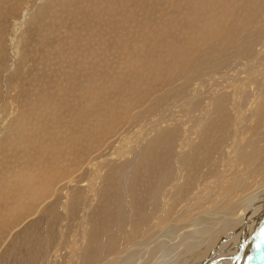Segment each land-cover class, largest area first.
Masks as SVG:
<instances>
[{"label":"rangeland","instance_id":"1","mask_svg":"<svg viewBox=\"0 0 264 264\" xmlns=\"http://www.w3.org/2000/svg\"><path fill=\"white\" fill-rule=\"evenodd\" d=\"M259 1L260 0H246V1L245 0H217V1L216 0H155V1L154 0H147V1L146 0L144 1L143 0H118V1L117 0H0V142L5 140L6 143L8 142L9 144V145L8 144L6 145L5 142L0 143V252H1L0 253V264H66V263L67 264H95V263L100 264L99 259H98L99 250H96L97 247L95 248V246L100 247L102 243L101 242L99 243L96 240V238H94L96 237L95 234L98 232V230H93L92 227L87 225L88 223H86L85 220L81 217L85 211L88 213L92 211L91 212L92 214L91 213L89 214L93 215L95 213L94 216L97 217L95 219L96 220L98 219L99 222H97L98 220L97 221L94 220V222L92 220L91 225L95 224L96 226H93V227H99L100 225H97V224L98 223L102 224V221H101L102 217L103 218L107 217L108 216L107 214H109L110 212L112 213L115 212V215L117 214V212L121 208V205H120L121 203L119 199L121 198L120 200H122V196L118 195V193L121 192L120 190L123 187L122 184L120 185V183L118 182L122 180L125 171L126 173L129 174V180L132 177L134 178V179L133 178L131 179L133 183H136L134 185L137 186L139 183V187L138 186L136 187L137 190L143 187L142 184L144 183L145 178L148 179V180H145V182L146 181L154 182L156 180H159L158 182L163 183L164 181L163 177H165V174H166L165 178H166L167 183L164 181L163 184L166 183L164 187L166 185L167 186L165 189L163 188V186H161V190H160V191L164 190L163 191L164 193L159 191L160 192L159 194L158 192V194L161 196V199L159 195H156V198H155L154 197L155 194H152L151 197L152 199L154 197L156 202L154 199H153L154 201L152 199L151 201L149 198H147V196L149 195H146V193H144L145 192L144 188L139 190L142 192V193L140 192L141 194L137 191L138 194L135 192L136 194H133L132 198L137 196L135 198L138 201V196H139V199L141 200H139L138 202L139 203L141 202V204L146 208H151L152 205L154 204H155V207L158 204V206L161 208L164 202L167 201L169 205L171 204L172 206H175L177 210L181 208V206L186 204V201L189 200L188 198H190L188 196H191L190 193L192 191L195 192V188L196 189L200 188L199 190H203V191L205 190V192L207 193V196L211 194L210 191L211 192L213 191L212 189L214 188V186L216 185L214 189H217L218 187V184L216 182V177L217 176L221 177L222 171L224 169L226 170L228 167L231 166L230 167L231 169L229 168H228L229 170L227 169L228 172L230 171L229 172L230 182L228 179L226 180L225 183H223V185L224 184L225 185L221 193L222 196L225 197V191L227 190L233 191L235 188H239V186L242 187L239 184L243 183L242 185H244L245 188L242 189V191L238 193H241V194L243 193L244 196H246L245 194L248 193L250 196L253 197V198L251 197L252 200H250L249 198L250 196L248 195H247L248 197L246 196L247 199L249 198L248 200H250V202L254 203L253 205L252 204L251 205L252 207H255V210L253 208H251V210L254 212L256 211L259 212L261 209L260 206L264 207V204H263L264 203V186H263L264 185L263 184L264 183L263 182L264 173L262 174V172H264V169H263L264 168V165H263L264 164V154H263L264 137L262 138V136H264V133L263 134L261 133L264 131L263 129L264 128V125H263L264 124V67L254 77L255 79H258V80H255L254 78L250 77V75H248V74H252L254 71V68L252 67L253 65L251 64H253L252 61H254L256 57L261 58L262 60L261 63L259 64H264V59H263L264 58V19H263L264 11H262V9H264V2L263 3L261 2L264 0H261L260 2ZM199 2L203 4H200ZM196 3H199V4H196ZM55 4L56 6H54ZM199 6H204L205 8L204 7L200 8ZM239 7L241 8L239 9ZM111 8L112 10H110ZM257 9L258 10L261 9L260 10L261 12L258 11ZM143 10H145L146 12ZM78 11L79 13H76ZM118 11H120V13ZM142 12H145V13L142 14ZM40 13L41 14L44 13L42 14L44 17L43 19ZM88 14H90V17L88 16ZM230 14H233V15H231L230 17ZM224 17L226 19H224ZM58 18L60 20H58ZM137 18H139L140 20L139 19L137 20ZM41 19L42 21H40ZM90 19H93L94 22L93 20L91 22ZM119 19L121 20L118 21ZM231 19L233 21L234 19L236 20L232 22ZM260 19L262 20V22ZM110 20H112V22ZM213 22H215V24ZM82 23L84 24V26ZM223 24L225 25V27ZM42 25L43 27H40ZM229 25H231L234 31L231 29ZM219 28H222V29L219 30ZM113 29L115 33L113 32ZM216 30L218 31V33H216L217 32ZM103 32L105 33L107 32V33L104 34ZM200 33L202 37L200 36ZM65 36L67 37V39L64 38ZM109 37H110L111 43L110 42L108 43L109 40H107V38L109 39ZM258 37L260 38V40ZM227 38H230V39H227ZM255 38L257 39L256 42L254 41L256 40ZM124 39L126 40L125 42H124ZM205 39L206 41H204ZM72 41L74 42V44ZM112 41L114 42L112 43ZM122 41L123 43H121ZM80 42H81V45H80ZM102 42L106 43V45L108 46H106ZM216 42L219 44H217ZM68 43H69V46H68ZM129 43L131 45H129ZM256 43L258 46L256 45ZM230 44H232V47ZM11 46H13V49ZM113 46L116 48H114ZM69 47L70 48L73 47V48L69 49ZM200 47H202V49ZM220 47L221 48L224 47V49H221ZM65 48H68V49H65ZM85 48L86 50L84 51ZM101 48H103L104 50L106 48L105 52L103 49L102 51ZM194 48H197V49L194 50ZM94 50H97V51H94ZM87 51L89 52L88 54H87ZM186 51H190V52H186ZM95 52H97L98 54H100L101 52L100 54L101 57L98 56L97 53ZM112 52L113 54L110 55ZM215 52L216 53L218 52L217 56ZM81 54H83L82 55L83 57L81 56ZM90 54L91 55L93 54V55L91 56ZM65 55H67V57ZM102 57L104 59H102ZM121 57H122V60H121ZM217 57L220 59L218 60ZM50 58L51 60L48 61V59ZM111 58L113 62H111ZM195 58L197 62L195 61ZM77 59L79 60V62H77L78 61ZM117 59L119 61H117ZM198 61L200 64L198 63ZM239 61L241 63L243 62L242 63L244 64L243 67ZM122 62L124 64H122ZM209 62L213 63L214 67L218 66V68L217 67L214 68ZM249 64L253 68V70L252 68L248 69L247 66H249ZM104 65H106V67ZM74 66L77 68H75ZM239 66L241 67V69H239L240 68ZM260 66L261 65H259V67ZM39 71L41 73H39ZM234 71H236V73ZM100 72H102L103 75ZM181 72L183 73V75ZM233 72L235 76L233 75ZM189 74H191L193 77ZM199 76H201L202 78ZM32 77H35V78L32 79ZM194 77L197 79H195ZM248 77H250L249 80L247 79ZM39 78L42 80H40ZM200 78L202 79V81L203 80L204 81L202 82ZM204 78H207V79L209 78L210 81ZM218 78H220V83H218L219 82ZM85 79L87 80V82ZM184 80L186 81V84L183 83L185 82ZM189 82H190L191 87H189L188 85ZM196 83L198 84V86ZM233 83H235V85ZM183 84L185 86H183ZM221 84H223V86ZM214 85L215 86L217 85V87H215ZM225 85H227V88H225L226 87ZM213 86H214V89H213ZM57 87L59 88V90ZM64 87L66 89L63 90ZM196 87L201 89V91L203 90L200 93L201 97L200 96L197 97V102H199L198 106L200 105L202 108L199 106L201 108L200 110V108L197 107L196 105L194 107L195 109L194 108L191 109L192 111L191 113L184 114L183 109L180 108V104L184 99H190V98L192 99L195 96L193 93V90ZM244 88L246 90H244ZM38 89H41L40 90L41 93ZM178 89H179V92H178ZM216 91L217 93H215ZM228 92H230V94H228ZM188 93H190V96ZM217 94L220 99L216 97ZM43 95H45V97ZM182 95L184 99L181 98ZM209 95H211L210 97L212 99L208 97ZM64 96L66 98H64ZM176 98H178V100H176ZM223 98L225 99V101ZM156 99L159 101H157ZM166 99L168 102L166 101ZM222 99L226 105H223L224 102L222 101ZM172 100H174L175 103ZM201 100L204 102L200 103ZM155 101L159 102V104L155 103ZM220 102L222 103V105ZM36 104L38 105L36 106ZM165 104H168V106ZM32 105H35V106H32ZM169 105H173V108H171L172 106H169ZM174 105L178 107L180 110L178 111L176 107H174ZM220 105L222 107L224 106L223 108H225L226 110L223 109ZM218 106H220L221 108ZM197 108H199L200 111H198ZM181 110L183 111L182 113H181ZM251 110L253 111V113H251L252 112ZM171 111H174V112H171ZM198 112L199 113L202 112V114L200 113L201 116ZM172 114L173 115L176 114L175 115L176 117L174 118L173 116L171 117ZM177 114L180 116L182 115L183 119L180 118V116L177 117ZM183 114L185 115V117L183 116ZM223 114L225 117L223 116ZM250 115L253 116V117L251 116L253 120L250 118ZM226 116H227V119H226ZM219 117L221 120L219 119ZM215 118H217L218 120L216 119L215 121H211L212 119L214 120ZM229 118H231V120H229ZM236 118L237 119L240 118V121L237 122ZM168 119L170 121H168ZM13 120L15 123L12 122ZM226 120L230 122L226 123ZM173 121H177V122L173 123ZM181 121H182V124H181ZM224 121L225 123H223ZM179 122L181 125L179 124ZM214 122H216L215 124H217V126L214 124ZM147 123H150L151 125ZM167 123H169V125ZM240 123H242V125ZM209 124L211 125L213 124L212 125L213 127L212 126L210 127ZM224 124L228 128H226ZM243 124L246 127H244ZM143 125L147 126L146 129L150 130L151 128V130L150 131L146 130ZM152 125L153 126L155 125L154 126V128H156L155 130H153L154 128H152L153 127ZM214 125L216 126L215 129H219L220 127L221 128L225 127V128L215 130L216 132L218 131L216 134L215 131L212 130L215 127ZM14 126H17V127H14ZM163 126L166 128L169 127L168 130H170V133L173 132L171 136L175 137L176 140L174 138L172 139V137L170 136H167L166 138V135H169V133H167V129H165ZM170 127H172V129ZM204 127L205 129H207V133L206 131L204 132V130L202 131ZM143 128L144 130H142ZM159 128L161 129L162 132L160 131ZM236 128H238L239 130ZM211 130L213 131L212 133L210 132ZM223 130L224 132H222ZM67 131H69V133ZM143 131L145 133L144 136L142 135L143 133H140ZM146 131L149 133L146 134ZM228 131H229V134H228ZM13 132H15L14 133L15 136L13 135ZM165 132L167 134H165ZM238 132L240 133V135ZM237 133L239 135L238 137H237ZM4 134L6 137L5 139L3 136ZM162 134L165 135V140L162 139L164 138ZM174 134H176L177 136ZM205 134L206 135L210 134L211 136H214V135L215 136L211 137L210 135L206 136ZM221 134H222V137H221ZM232 134L234 138L231 136ZM140 135L143 141L141 142L140 146L141 147L143 146V151L146 149V151H144L145 153L142 152V154L144 155L147 152V155L150 156L149 160H147L148 157L140 156L141 159L146 158L144 162H142V160L140 159L139 162H142V165L141 163L138 162V160H136V156L134 155V151L136 153L139 151L136 149V147H134V145L141 139L139 137ZM9 136H12L13 138ZM125 136L128 138H126ZM225 136H228V138H226ZM69 137H70V140H68ZM143 137H145L146 139H144ZM169 137L171 140L168 139ZM235 137L237 140L235 139ZM125 138H126V141L124 140ZM216 138L220 139V142H218L219 140L217 141ZM149 139L150 141L153 140V142L149 143ZM167 139L169 140V142ZM245 139L250 143H248ZM11 140H15V141L11 142ZM72 140L74 144L71 143ZM159 141L161 143H159ZM238 141L240 142V145ZM167 142L169 143V145L167 144ZM205 142L206 144H204ZM146 143H147V147H150V146L152 147L145 148ZM233 143L234 144L236 143L235 146ZM148 144L150 146H148ZM172 144L174 148L172 147ZM212 144L214 145L215 149ZM247 144H248V147H246ZM5 145L7 146V149ZM38 145L39 146L41 145V146L39 147ZM197 145L201 146V147L199 146L200 150L197 147H195ZM211 145L213 148L211 147ZM168 146L172 147V149H170V147ZM216 146H219V147H216ZM164 147L166 149L169 148V151L167 150V152L171 156L168 153H166L165 151L166 149ZM176 147H177V150L175 149ZM178 147L180 149H178ZM249 147H251L252 149ZM253 147H256V148L253 149ZM193 148H197L198 150L197 149L193 150ZM12 150L14 151L12 152ZM170 150L172 153L170 152ZM211 150L212 152L213 151L214 152L212 153ZM64 151L66 154L67 152H70V153L65 155ZM152 151L156 152L155 154L157 157L155 156V154H153L154 152ZM158 151L159 153L161 152V155L158 153ZM196 151L200 152L201 154H199L198 152L196 153ZM245 151H248V152H245ZM148 152L150 153L152 152V153L148 154ZM189 152H192V153H189ZM46 153L49 154L48 157ZM51 153H53L52 156H51ZM182 153L185 156L189 153L187 155L188 157L187 158L183 157L181 155ZM19 154H20V157H19ZM190 154L191 156L196 155L195 157L197 158V160L195 159L194 161L195 157L191 158V156H189ZM14 155L16 159H14L15 158ZM165 155H168V156H165ZM203 155L206 158H204ZM153 156L155 159L153 158ZM61 157H63L64 160L63 158L60 159ZM151 157L153 159H151ZM252 157H253V161H252ZM254 157L256 158L255 160H254ZM46 158L48 160L50 158L49 162L48 160H46ZM182 158H184V160L186 161L182 162L183 161ZM167 160L169 163L167 162ZM234 160L236 162H234ZM227 161H229L228 164H227ZM243 161L245 164L248 163V165H250L251 168H247L244 165H242L243 167L242 166L238 167V165L240 163L242 164ZM16 162H18L19 164ZM23 162L24 163L26 162V163L24 164ZM150 162H151V166H150L151 168H149ZM28 163L29 164L31 163V164L28 165ZM137 163L139 164L137 165ZM224 163H226V166ZM38 164L40 166H38ZM154 164H156L157 166L156 165L154 166ZM167 164H170V165L167 166ZM191 164L193 165V167L191 166ZM145 165L148 166L147 168L150 170H148ZM258 165H259V168H261V166L263 167L261 169H257ZM41 166L43 167L45 166L44 167L45 169L43 167L41 168ZM47 166L50 167L49 170L47 169L48 168ZM142 166H143V169L145 167L147 171L149 172L153 168L152 172L154 175L152 174V172H150L152 175L149 172L148 174L146 169L145 170L141 169ZM200 166H202L201 169H200ZM37 167H39L40 169L39 168L37 169ZM97 167L98 169H96ZM127 168H130V170H127ZM159 168L161 170H159ZM179 168L181 171H178ZM33 169L35 173L34 175H31V173L33 174ZM193 169L195 173L197 171V174H195L196 178L192 175ZM139 170L142 171L141 172L142 174L139 172ZM172 170H173L172 173L169 172ZM167 171L169 172V174ZM198 171L200 172L201 175L198 174ZM86 172H88L89 175H87ZM203 172H204V176H203ZM112 173H114L113 176H112ZM134 173L136 174L139 173L140 175L138 176V175H135ZM256 173H258L257 175H259L260 177L257 176ZM83 174L85 175V177L84 176L82 177ZM143 174L147 175V177H144ZM133 175H135V177ZM150 175L153 176L154 178L151 177ZM212 175L213 176L217 175V176L212 177ZM237 175L238 177H240V179H238ZM246 175L248 177H250L251 175V179L250 180L246 179L245 178ZM149 176L151 177L152 180L150 179ZM255 177L257 178L258 181L256 180ZM96 178L98 180H96ZM259 178H261L260 181H259ZM116 179L118 182L116 181ZM137 179L139 180V182L137 181ZM196 179L198 182L196 181ZM222 179L225 180V178H222ZM113 180H114V184L112 182ZM133 180L134 181L136 180V181L134 182ZM174 180L176 183L177 182L178 183L175 186L176 188L175 187L171 188L172 186L171 184L175 183ZM201 180L203 181L202 183H201ZM247 180L249 182H247ZM205 181H208V182L205 183ZM158 182L157 183L155 182V184H149V186L151 187L152 185H156V184L158 185L159 184ZM182 182H184V185ZM199 182L201 184H199ZM234 182L236 184L238 182V184L236 185ZM257 182H260L259 183L260 186L261 184H263L262 185L263 187L259 186V188L256 190V193L259 192V194L254 193ZM208 183L211 185L212 183H214L212 185L213 188L212 186L210 187ZM232 183H234V187L231 186ZM249 184L251 185L250 190L248 186ZM178 185L180 186L178 187ZM119 186L121 189L119 188ZM182 186H184V188H180ZM246 187L248 188L249 191L247 190ZM151 188H154V186H152ZM189 188H191V191ZM112 189L114 190L115 193H113ZM116 189L119 190L118 193H117L118 190ZM172 189L174 191H172ZM181 189H183L184 192ZM252 189L254 191H252ZM179 193H181L182 195ZM142 194L144 198L142 197ZM109 195L111 198L109 197ZM180 195L183 196L181 197V199L179 198ZM73 198L76 200H73ZM142 198L145 200H143ZM157 198H159V200ZM136 199H135V202H136ZM168 199L170 200L171 203L169 202ZM174 199L175 200L178 199V200L175 201ZM179 199H180V202H179ZM147 200L149 202L151 201L152 205L149 204L150 207L146 206L147 205L146 202H148ZM63 201H65V203ZM106 201H108L109 203ZM124 201L125 200L123 199L122 207L123 205L124 206L126 205L125 207H127L128 202L125 201L126 202L125 203ZM173 201L177 203L174 204ZM152 202H154V204ZM101 203L104 205H102ZM107 203L112 208H110L107 205ZM116 203L118 206H116ZM113 204L118 209L115 208ZM141 204L140 206L139 205L138 206L142 208L143 206H141ZM217 204H218V200H215V201L213 200L212 205L215 207V205L217 206ZM58 205L63 207L65 210L62 212L63 208L59 207ZM56 207H57V210H55ZM113 208H114V212L112 210ZM52 209L56 212L55 213L56 215L52 213L54 212L52 211ZM67 209H69V212ZM96 209H100V210H96ZM102 209L105 211H103ZM106 210H108L109 212L108 211L106 212ZM44 213L46 214L44 215ZM48 213L49 214L51 213L52 216L51 214L49 215ZM105 213H107L106 216H105ZM35 216L37 217V219H35L36 218ZM49 217L50 218L52 217V218L49 219L48 221ZM21 219H22V222H21ZM63 219H66V220H63ZM28 223L33 224V225H29ZM83 225H87L88 229L86 228V226H83ZM62 226H65V227H62ZM59 227L61 228V232H60ZM193 228L196 229L197 226ZM46 229L50 232H48ZM68 230L72 234H69ZM39 232L41 233V235ZM45 232L47 235L49 234L48 235L49 240L46 239V241L41 239V238H44V239L47 238L46 237L47 235L46 236L44 235ZM57 237H60L59 241ZM85 237H86V240H85ZM77 238H79V240ZM80 239H81L82 244L80 243ZM72 241L74 242L72 243ZM177 241H178L177 239H174L172 243L177 242ZM41 242H45V243L47 242L46 243L47 246ZM6 243H8L7 247L9 249L6 247ZM30 243L32 244V246ZM88 243L90 245L91 244L94 245V248L89 247ZM63 244L65 247L63 246ZM14 246H16L15 249L17 253L15 252V249H12L14 248ZM47 247L49 250L47 249ZM61 247H63V249ZM3 248L4 249L6 248V250H4ZM100 248L101 250L103 249L102 251L100 250L102 255H104L106 249H108L109 252L111 251L110 257L107 253L108 259H111V257L112 258L116 257L118 254L117 252L121 251L119 249L113 252L112 254V250H109L111 248H107V246H105L106 249H104L103 245ZM100 248H97V249H100ZM94 249L97 252L94 251ZM54 250L56 251V253ZM84 250H86V252L88 251L89 253L88 257L86 255L87 254L86 252H84L85 254H83L82 251ZM77 253L79 256L77 255ZM92 253L93 254L96 253L94 255L97 259L95 257L93 258ZM143 253L145 254V252L142 251V255ZM166 253L170 254L169 249L166 251ZM46 254L49 256H47ZM102 255L100 254L99 256H102ZM45 256L48 257L49 260L48 259L45 260ZM83 257H85L84 260H83ZM102 257H105V255ZM88 258H92L91 259L92 262ZM85 260H87L88 262ZM93 260H97L98 262L93 261ZM101 264H104V263L101 262Z\"/></svg>","mask_w":264,"mask_h":264},{"label":"bare ground","instance_id":"2","mask_svg":"<svg viewBox=\"0 0 264 264\" xmlns=\"http://www.w3.org/2000/svg\"><path fill=\"white\" fill-rule=\"evenodd\" d=\"M118 1V0H117ZM144 1V0H143ZM147 1V0H146ZM155 1V0H154ZM217 1V0H216ZM246 1V0H245ZM261 1V0H260ZM259 1V2H260ZM33 2V1H32ZM151 2V1H150ZM243 2V1H242ZM248 2V1H247ZM250 2V1H249ZM262 3L264 2V1H261ZM52 3V2H51ZM105 3V2H104ZM107 3V2H106ZM112 3V2H111ZM118 3V2H117ZM192 3V2H191ZM200 3V2H199ZM199 3H196V4H199ZM212 3H214V2H212ZM216 3V2H215ZM224 3V2H223ZM26 4V3H25ZM53 4V3H52ZM193 4H194V2H193ZM200 4H203V3H200ZM19 5V4H18ZM29 5V4H28ZM192 5V4H191ZM215 5V4H214ZM8 6V5H7ZM53 6V5H52ZM51 6V7H52ZM54 6H56V4L54 5ZM53 6V7H54ZM180 6V5H179ZM224 6V5H223ZM239 6H240V4H239ZM249 6V5H248ZM257 6V5H256ZM6 7V6H5ZM4 7V8H5ZM21 7V6H20ZM114 7V6H113ZM119 7H121V6H119ZM200 8L201 7H204V6H199ZM213 7V6H212ZM236 7H238V6H236ZM244 7V6H243ZM259 7V6H258ZM76 8V7H75ZM75 8H73V9H75ZM144 8V7H143ZM146 8V7H145ZM197 8V7H196ZM205 8V7H204ZM241 7H239V9H240ZM246 8V7H245ZM263 8V7H262ZM18 9V8H17ZM47 9V8H46ZM102 9V8H101ZM100 9V10H101ZM117 9H118V7H117ZM126 9V8H125ZM210 9V8H209ZM235 9V8H234ZM247 9H248V7H247ZM259 9V8H258ZM257 9V10H258ZM19 10V9H18ZM22 10V9H21ZM27 10H28V8H27ZM26 10V11H27ZM96 10V9H95ZM110 10H112V8L110 9ZM194 10V9H193ZM225 10V9H224ZM261 10V9H260ZM260 10H258V11H260ZM91 11V10H90ZM94 11V10H93ZM143 11H145V10H143ZM192 11V10H191ZM195 11V10H194ZM262 11H264V9H262ZM25 12V11H24ZM45 12V11H44ZM119 13H120V11H118ZM146 12V11H145ZM145 12H142V14L143 13H145ZM261 12V11H260ZM76 13H79V11L78 12H76ZM95 13H96V11H95ZM101 13H102V11H101ZM136 13V12H135ZM139 13V12H138ZM196 13V12H195ZM225 13H226V11H225ZM251 13V12H250ZM254 13V12H253ZM256 13V12H255ZM41 14V13H40ZM42 14H44V13H42ZM41 14V15H42ZM131 14V13H130ZM40 15V16H41ZM61 15V14H60ZM95 15V14H94ZM94 15H92V16H94ZM101 15V14H100ZM106 15V14H105ZM108 15V14H107ZM112 15V14H111ZM116 15V14H115ZM140 15V14H139ZM231 15H233V14H230V17H231ZM88 16L90 17V14H88ZM97 16V15H96ZM143 16V15H142ZM198 16V15H197ZM211 16H213V15H211ZM254 16V15H253ZM257 16V15H256ZM255 16V17H256ZM59 17V16H58ZM88 17V18H89ZM103 17V16H102ZM199 17V16H198ZM241 17V16H240ZM263 17V16H262ZM44 17H43V15H42V19H43ZM134 18V17H133ZM214 18V17H213ZM261 18V17H260ZM26 19V18H25ZM42 19L40 20V21H42ZM94 19V18H93ZM93 19H90L91 20V22H92V20ZM104 19V18H103ZM122 19V18H121ZM121 19H119L118 21H120ZM136 19V18H135ZM139 18H137V20H138ZM142 19V18H141ZM224 19H226L225 17H224ZM264 19V18H263ZM21 20V19H20ZM58 20H60L59 18H58ZM107 20V19H106ZM123 20V19H122ZM140 20V19H139ZM217 20V19H216ZM220 20V19H219ZM223 20V19H222ZM232 20V19H231ZM236 19H234V21H235ZM258 20V19H257ZM261 20V19H260ZM23 21V20H22ZM111 22H112V20H110ZM117 21V22H118ZM128 21V20H127ZM199 21V20H198ZM205 21V20H204ZM221 21V20H220ZM233 20H232V22H234ZM254 21V20H253ZM88 22H89V20H88ZM93 22H94V20H93ZM110 22V23H111ZM122 22V21H121ZM197 22V21H196ZM237 22V21H236ZM259 22V21H258ZM261 22H262V20H261ZM106 23V22H105ZM124 23V22H123ZM122 23V24H123ZM214 24H215V22H213ZM212 23V24H213ZM230 23V22H229ZM249 23V22H248ZM83 24V23H82ZM87 24V23H86ZM85 24V25H86ZM107 24V23H106ZM112 24V23H111ZM117 24V23H116ZM139 24V23H138ZM258 24V23H257ZM224 25V24H223ZM236 25V24H235ZM234 25V26H235ZM83 26H84V24H83ZM83 26H81V27H83ZM87 26V25H86ZM108 26V25H107ZM106 26V27H107ZM136 26V25H135ZM212 26V25H211ZM230 27H231V25H229ZM239 26V25H238ZM241 26V25H240ZM254 26V25H253ZM40 27H43V25L42 26H40ZM80 27V28H81ZM116 27H118V26H116ZM121 27V26H120ZM202 27V26H201ZM209 27V26H208ZM223 27V26H222ZM224 27H225V25H224ZM250 27H252V26H250ZM39 28V27H38ZM79 28V29H80ZM91 28V27H90ZM136 28V27H135ZM237 28V27H236ZM41 29V28H40ZM76 29V28H75ZM118 29V28H117ZM120 29V28H119ZM132 29H133V27H132ZM220 29H222V28H219V30ZM228 29V28H227ZM231 29H232V27H231ZM51 30V29H50ZM54 30V29H53ZM128 30V29H127ZM208 30V29H207ZM206 30V31H207ZM233 30V29H232ZM133 31V30H132ZM143 31V30H142ZM194 31V30H193ZM200 31V30H199ZM217 31V30H216ZM227 31V30H226ZM234 31V30H233ZM236 31V30H235ZM113 32H114V29H113ZM113 32H111V33H113ZM140 32V31H139ZM203 32V31H202ZM220 32V31H219ZM242 32H244V31H242ZM75 33V32H74ZM101 33V32H100ZM104 34H106L105 32H103ZM110 33V32H109ZM115 33V32H114ZM216 33H218V31L216 32ZM102 34V33H101ZM197 34H199V33H197ZM196 34V35H197ZM81 35V34H80ZM109 35V34H108ZM141 35H142V33H141ZM193 35V34H192ZM229 35V34H228ZM255 35V34H254ZM67 36H68V34H67ZM82 36V35H81ZM103 36H105V35H103ZM140 36V35H139ZM195 36V35H194ZM200 36H201V33H200ZM209 36V35H208ZM207 36V37H208ZM252 36V35H251ZM71 37V36H70ZM76 37V36H75ZM79 37V36H78ZM83 37V36H82ZM114 37H115V35H114ZM117 37V36H116ZM141 37V36H140ZM196 37V36H195ZM198 37V36H197ZM202 37V36H201ZM204 37V36H203ZM207 37H205V38H207ZM64 38H66L67 39V37L65 36ZM63 38V39H64ZM81 38V37H80ZM99 38V37H98ZM104 38V37H103ZM106 38V37H105ZM212 38V37H211ZM235 38V37H234ZM259 38V37H258ZM39 39V38H38ZM102 39V38H101ZM227 39H230V38H227ZM254 39V38H253ZM256 39V38H255ZM85 40V39H84ZM107 40H109L108 41V43L110 42V37H109V39L107 38ZM113 40V39H112ZM195 40V39H194ZM209 40V39H208ZM212 40H214V39H212ZM217 40V39H216ZM220 40H221V38H220ZM259 40H260V38H259ZM263 40V39H262ZM61 41V40H60ZM76 41V40H75ZM86 41V40H85ZM97 41V40H96ZM115 41H116V39H115ZM126 40L124 39V42H125ZM204 41H206V39L204 40ZM225 41V40H224ZM255 42L257 41V39L256 40H254ZM64 42V41H63ZM69 42V41H68ZM73 42V41H72ZM114 41H112V43H113ZM195 42V41H194ZM212 42V41H211ZM218 42V41H217ZM216 42V43H217ZM229 42H230V40H229ZM77 43V42H76ZM79 43V42H78ZM85 43V42H84ZM89 43V42H88ZM91 43V42H90ZM100 43V42H99ZM103 43V42H102ZM111 43V42H110ZM116 43V42H115ZM121 43H123V41L121 42ZM127 43V42H126ZM131 43V42H130ZM129 43V45H131ZM204 43V42H203ZM227 43V42H226ZM258 43V42H257ZM257 43H256V45H257ZM63 44V43H62ZM67 44V43H66ZM73 44H74V42H73ZM83 44V43H82ZM86 44V43H85ZM101 44V43H100ZM103 44H105L106 45V43H103ZM205 44V43H204ZM217 44H219V43H217ZM216 44V45H217ZM220 44H222V43H220ZM233 44V43H232ZM232 44H230L231 45V47H232ZM247 44H248V42H247ZM259 44H260V42H259ZM65 45V44H64ZM78 45V44H77ZM76 45V46H77ZM80 45H81V42H80ZM190 45V44H189ZM236 45V44H235ZM246 45V44H245ZM68 46H69V43H68ZM67 46V47H68ZM84 46V45H83ZM106 46H108V45H106ZM220 46V45H219ZM223 46V45H222ZM240 46H241V44H240ZM244 46V45H243ZM258 46V45H257ZM12 47V49H13V46H11ZM101 47V46H100ZM111 47V46H110ZM114 47V46H113ZM226 47V46H225ZM15 48H16V46H15ZM73 47H69V49H72ZM77 48V47H76ZM112 48V47H111ZM114 48H116V47H114ZM201 49H202V47H200ZM221 48V47H220ZM63 49V48H62ZM65 49H68V48H65ZM64 49V50H65ZM103 48H101V50H102ZM195 49H197V48H194V50ZM221 49H224V47L223 48H221ZM225 49H227V48H225ZM231 49V48H230ZM234 49V48H233ZM15 50V49H14ZM82 50V49H81ZM86 50V48L84 49V51ZM104 50V49H103ZM102 50V51H103ZM105 50H106V48H105ZM105 50H104V52H105ZM186 50V49H185ZM262 50V49H261ZM83 51V50H82ZM94 51H97V50H94ZM182 51V50H181ZM208 51V50H207ZM220 51V50H219ZM226 51V50H225ZM230 51V50H229ZM252 51V50H251ZM259 51V50H258ZM115 52V51H114ZM186 52H190V51H186ZM233 52V51H232ZM58 53V52H57ZM70 53V52H69ZM89 52L87 51V54H88ZM91 53V52H90ZM95 53H97V52H95ZM125 53V52H124ZM180 53H182V52H180ZM199 53H200V51H199ZM198 53V54H199ZM202 53V52H201ZM216 53V52H215ZM214 53V54H215ZM218 53V52H217ZM217 53H216V56H217ZM247 53V52H246ZM64 54V53H63ZM73 54V53H72ZM76 54H77V52H76ZM86 54V55H87ZM100 54H101V52H100ZM100 54H98L97 53V55L98 56H100L101 57V55ZM103 54V53H102ZM113 54V52L110 54V55H112ZM123 54V53H122ZM121 54V55H122ZM83 54H81V56H82ZM91 55V54H90ZM93 55V54H92ZM91 55V56H92ZM109 55V54H108ZM231 55V54H230ZM246 55V54H245ZM248 55V54H247ZM252 55V54H251ZM60 56V55H59ZM66 57H67V55H65ZM81 56H79V57H81ZM105 56V55H104ZM114 56V55H113ZM194 56V55H193ZM223 56H224V54H223ZM238 56H240V55H238ZM237 56V57H238ZM253 56V55H252ZM47 57H49V56H47ZM51 57V56H50ZM83 57V56H82ZM109 57V56H108ZM205 57V56H204ZM70 58V57H69ZM114 58V57H113ZM120 58V57H119ZM190 58H191V56H190ZM193 58V57H192ZM206 58V57H205ZM204 58V59H205ZM214 58V57H213ZM218 58V57H217ZM59 59V58H58ZM102 59H104L103 57H102ZM194 59V58H193ZM200 59H202V58H200ZM220 58H218V60H219ZM242 59V58H241ZM248 59V58H247ZM255 59V58H254ZM264 59V58H263ZM49 60H51V58L50 59H48V61ZM78 60V59H77ZM114 60V59H113ZM121 60H122V57H121ZM223 60V59H222ZM225 60V59H224ZM234 60H236V59H234ZM238 60V59H237ZM58 61V60H57ZM71 61V60H70ZM103 61H105V60H103ZM109 61V60H108ZM117 61H119L118 59H117ZM195 61H196V58H195ZM203 61V60H202ZM243 61V60H242ZM250 61V60H249ZM261 58H257L256 57V59L254 60V61H252L253 62V64H251V65H253L252 67L254 68V71H253V73L252 74H248V75H250V77H252V78H254L255 77V75L257 74V73H259L262 69H263V67H264V64H259V63H261ZM72 62V61H71ZM77 62H79V60L77 61ZM98 62V61H97ZM111 62H113L112 61V58H111ZM125 62V61H124ZM177 62V61H176ZM191 62V61H190ZM197 62V61H196ZM215 62V61H214ZM220 62V61H219ZM240 62V61H239ZM49 63V62H48ZM74 63H76V62H74ZM89 63V62H88ZM91 63V62H90ZM106 63V62H105ZM120 63V62H119ZM198 63H199V61H198ZM209 63H211V62H209ZM208 63V64H209ZM216 63V62H215ZM237 63V62H236ZM241 63V62H240ZM243 63V62H242ZM241 63V64H242ZM244 63H246V62H244ZM251 63V62H250ZM73 64V63H72ZM71 64V65H72ZM111 64V63H110ZM122 64H124L123 62H122ZM178 64V63H177ZM177 64H176V66H177ZM200 64V63H199ZM207 64V63H206ZM240 64V65H241ZM69 65V64H68ZM107 65V64H106ZM106 65H104L105 67H106ZM192 65V64H191ZM211 65L213 66L214 64L213 63H211ZM217 65V64H216ZM215 65V66H216ZM225 65V64H224ZM243 65L244 64H242V67H243ZM259 65H261L260 67H259ZM70 66V65H69ZM103 66V67H104ZM110 66V65H109ZM116 66V65H115ZM175 66V67H176ZM190 66V65H189ZM222 66V65H221ZM66 67V66H65ZM75 67V66H74ZM117 67V66H116ZM193 67V66H192ZM199 67V66H198ZM210 67V66H209ZM214 67V66H213ZM217 68H218V66H216ZM216 67H214V68H216ZM223 67V66H222ZM237 67V66H236ZM240 67V66H239ZM248 67V69H250V68H252L251 66H250V64H249V66H247ZM75 68H77V67H75ZM74 68V69H75ZM173 68V67H172ZM200 68V67H199ZM213 68V69H214ZM253 68H252V70H253ZM197 69V68H196ZM239 69H241V67L239 68ZM100 70V69H99ZM111 70H112V68H111ZM180 70V69H179ZM200 70V69H199ZM216 70V69H215ZM244 70V69H243ZM101 71V70H100ZM38 72V71H37ZM206 72V71H205ZM235 73H236V71H234ZM234 72H233V75H234ZM240 72H241V70H240ZM244 72V71H243ZM251 72V71H250ZM39 73H41L40 71H39ZM38 73V74H39ZM70 73V72H69ZM101 74H102V72H100ZM178 73V72H177ZM182 73V72H181ZM194 73V72H193ZM198 73V72H197ZM201 73H202V71H201ZM263 73V72H262ZM231 74V73H230ZM261 74V73H260ZM103 75V74H102ZM182 75H183V73H182ZM185 75V74H184ZM189 75H191V74H189ZM189 75H188V77H189ZM225 75V74H224ZM247 75V76H248ZM3 76V75H2ZM38 76V75H37ZM42 76V75H41ZM91 76V75H90ZM177 76V75H176ZM192 76V75H191ZM235 76V75H234ZM246 76V75H245ZM40 77V76H39ZM69 77V76H68ZM105 77V76H104ZM186 77V76H185ZM193 77V76H192ZM196 77H198V76H196ZM199 77H201V76H199ZM225 77V76H224ZM250 77H248L247 79L249 80L250 79ZM258 77V76H257ZM260 77V76H259ZM33 78H35V77H32V79ZM41 78V77H40ZM39 78V79H40ZM44 78V77H43ZM187 78V77H186ZM195 78V77H194ZM202 78V77H201ZM200 78V79H201ZM37 79V78H36ZM174 79V78H173ZM178 79V78H177ZM185 79V78H184ZM195 79H197V78H195ZM204 79H206V80H208V81H210L209 80V78L207 79V78H204ZM231 79V78H230ZM243 79V78H242ZM241 79V80H242ZM255 79V78H254ZM7 80H8V78H7ZM10 80H12V79H10ZM40 80H42V79H40ZM59 80V79H58ZM86 80V79H85ZM89 80V79H88ZM176 80V79H175ZM212 80V79H211ZM218 80H219V82L218 83H220V78H218ZM229 80V79H228ZM240 80V81H241ZM255 80H258V79H255ZM35 81V80H34ZM61 81H62V79H61ZM91 81V80H90ZM172 81V80H171ZM185 81V80H184ZM201 81H202V79H201ZM204 81V80H203ZM202 81V82H203ZM233 81V80H232ZM5 82V81H4ZM29 82V81H28ZM42 82V81H41ZM78 82V81H77ZM86 82H87V80H86ZM96 82H98V81H96ZM188 82V81H187ZM192 82V81H191ZM9 83V82H8ZM90 83V82H89ZM183 83H185L186 84V81L185 82H183ZM206 83V82H205ZM211 83V82H210ZM243 83V82H242ZM245 83V82H244ZM247 83V82H246ZM249 83V82H248ZM251 83H253V82H251ZM197 84V83H196ZM231 84V83H230ZM234 85H235V83H233ZM240 84V83H239ZM188 85H189V87H191V85H190V82L188 83ZM195 85V84H194ZM193 85V86H194ZM222 86H223V84H221ZM246 85H248V84H246ZM251 85V84H250ZM31 86V85H30ZM56 86V85H55ZM59 86H60V84H59ZM58 86V87H59ZM71 86V85H70ZM89 86V85H88ZM183 86H185L184 84H183ZM197 86H198V84H197ZM209 86H210V84H209ZM215 86V85H214ZM214 86H213V89H214ZM226 87L225 88H227V85H225ZM238 86V85H237ZM236 86V87H237ZM6 87V86H5ZM9 87V86H8ZM12 87V86H11ZM29 87V86H28ZM57 87V88H58ZM66 87V86H65ZM63 88V90L64 89H66V88ZM72 87V86H71ZM182 87V86H181ZM187 87V86H186ZM215 87H217V85L215 86ZM243 87V86H242ZM245 87V86H244ZM259 87H260V85H259ZM263 87V86H262ZM73 88V87H72ZM188 88V87H187ZM211 88H212V86H211ZM233 88V87H232ZM238 88V87H237ZM28 89V88H27ZM182 89H184V88H182ZM181 89V90H182ZM216 89V88H215ZM242 89V88H241ZM248 89V88H247ZM39 91L41 90V89H38ZM43 90V89H42ZM58 90H59V88H58ZM61 90V89H60ZM186 90V89H185ZM227 90V89H226ZM230 90V89H229ZM244 90H246L245 88H244ZM52 91V90H51ZM187 91V90H186ZM186 91H184V92H186ZM203 91V90H202ZM201 91V89H199L198 87H196L194 90H193V93H194V97L191 99H184L183 98V95H182V97L181 98H183L184 100L181 102V104H180V108H182L183 109V111H184V114H189V113H191L192 111H191V109L192 108H194L196 105H197V107H199L198 106V104H199V102H197V97L198 96H200V93L202 92ZM212 91V90H211ZM243 91V90H242ZM253 91V90H252ZM31 92V91H30ZM43 92V91H42ZM53 92V91H52ZM178 92H179V89H178ZM177 92V93H178ZM40 93H41V91H40ZM39 93V94H40ZM44 93V92H43ZM207 93V92H206ZM215 93H217V91L215 92ZM223 93V92H222ZM221 93V94H222ZM227 93V92H226ZM36 94V93H35ZM189 94V96H190V93H188ZM187 94V95H188ZM208 94V93H207ZM210 94V93H209ZM225 94V93H224ZM223 94V95H224ZM228 94H230V92H228ZM239 94V93H238ZM46 95H47V93H46ZM67 95H69V94H67ZM97 95V94H96ZM193 95V94H192ZM211 95H213V94H211ZM211 95H209L208 97H210ZM252 95V94H251ZM41 96V95H40ZM44 97H45V95H43ZM215 96V95H214ZM220 96V95H219ZM248 96V95H247ZM50 97V96H49ZM201 97V96H200ZM216 97H218V94H217V96ZM227 97H229V96H227ZM38 98H39V96H38ZM64 98H66L65 96H64ZM70 98V97H69ZM180 98V99H181ZM194 98H196V99H194ZM204 98H206V97H204ZM211 98V97H210ZM213 98H215V97H213ZM219 98V97H218ZM224 98H225V96H224ZM223 98V99H224ZM250 98V97H249ZM46 99V98H45ZM47 99H48V97H47ZM86 99V98H85ZM173 99V98H172ZM199 99V98H198ZM212 99V98H211ZM220 99V98H219ZM223 99H222V101H223ZM68 100V99H67ZM157 100V99H156ZM161 100V99H160ZM175 100V99H174ZM174 100H172L173 102H174ZM176 100H178V98H176ZM236 100V99H235ZM29 101H31V100H29ZM43 101V100H42ZM157 101H159V100H157ZM166 101H167V99H166ZM165 101V102H166ZM172 101H170V102H172ZM209 101H211V100H209ZM208 101V102H209ZM224 101H225V99H224ZM223 101V102H224ZM228 101V100H227ZM226 101V102H227ZM48 102V101H47ZM168 102V101H167ZM179 102V101H178ZM201 102H204V101H200V103ZM205 102H206V100H205ZM213 102V101H212ZM216 102H217V100H216ZM256 102V101H255ZM34 103V102H33ZM37 103V102H36ZM44 103V102H43ZM155 103H157V104H159V102H156L155 101ZM154 103V104H155ZM175 103V102H174ZM221 103V102H220ZM219 103V104H220ZM32 104V103H31ZM153 104V105H154ZM162 104H164V103H162ZM169 104V103H168ZM168 104H165V105H167L168 106ZM176 104H177V102H176ZM179 104V103H178ZM203 104V103H202ZM217 104V103H216ZM38 104H36V106H37ZM41 105V104H40ZM218 105V104H217ZM221 105H222V103H221ZM220 105V106H221ZM223 105H226L225 104V102L223 103ZM240 105V104H239ZM244 105V104H243ZM32 106H35V105H32ZM42 106V105H41ZM46 106V105H45ZM158 106V105H157ZM169 106H172L171 108H173V105H169ZM207 106H208V104H207ZM220 106H218V107H220ZM228 106H230V105H228ZM228 106H226V107H228ZM47 107V106H46ZM152 107H154V106H152ZM151 107V108H152ZM174 107H176L175 105H174ZM201 107V106H200ZM199 107V108H200ZM222 107V106H221ZM220 107V108H221ZM224 107V106H223ZM222 107V108H223ZM248 107V106H247ZM31 108V107H30ZM37 108V107H36ZM199 108H197L198 109V111H200L201 110V108H200V110H199ZM220 108H218V109H220ZM32 109V108H31ZM176 109L179 111L180 109L178 108V107H176ZM195 109V108H194ZM196 109V110H197ZM208 109V108H207ZM217 109V108H216ZM223 109H225V108H223ZM228 109V108H227ZM259 109V108H258ZM167 110V109H166ZM226 110V109H225ZM253 110V109H252ZM251 110V111H252ZM36 111V110H35ZM175 111V110H174ZM174 111H171V112H174ZM178 111H176V112H178ZM182 110H181V113L183 112ZM194 111V110H193ZM219 111V110H218ZM217 111V112H218ZM250 111V110H249ZM254 111H255V109H254ZM257 111V110H256ZM175 112V113H176ZM216 112V113H217ZM258 112V111H257ZM164 113V112H163ZM199 113V112H198ZM197 113V114H198ZM201 114H202V112H200ZM199 113V114H200ZM205 113V112H204ZM224 113V112H223ZM251 113H253V111L251 112ZM260 113V112H259ZM151 114V113H150ZM174 114V113H173ZM171 115V117L173 116V118L174 117H176L175 115ZM183 114V116L185 117V115ZM196 114V115H197ZM201 114H200V116H201ZM254 114H255V112H254ZM257 114V113H256ZM194 115V114H193ZM204 115V114H203ZM219 115V114H218ZM218 115H217V117H218ZM228 115H229V113H228ZM259 115V114H258ZM178 116H180V115H178L177 114V117ZM223 116H224V114H223ZM251 116L252 115H250V118H251ZM42 117H43V115H42ZM190 117V116H189ZM199 117V116H198ZM225 117V116H224ZM229 117V116H228ZM253 117V116H252ZM258 117V116H257ZM180 118H182V115L180 116ZM172 119V118H171ZM183 119V118H182ZM187 119V118H186ZM202 119V118H201ZM217 118H215L214 120L212 119L211 121H215ZM219 119H220V117H219ZM226 119H227V116H226ZM234 119V118H233ZM232 119V120H233ZM237 119V118H236ZM252 119V118H251ZM257 119V118H256ZM180 120V119H179ZM208 120V119H207ZM218 120V119H217ZM221 120V119H220ZM229 120H231V118H229ZM245 120V119H244ZM248 120V119H247ZM253 120V119H252ZM142 121V120H141ZM160 121H161V119H160ZM159 121V122H160ZM165 121V120H164ZM163 121V122H164ZM168 121H170L169 119H168ZM177 121H178V119H177ZM177 121H173V123L174 122H177ZM204 121V120H203ZM222 121H223V119H222ZM240 121V118H238L237 119V122H239ZM246 121V120H245ZM258 121V120H257ZM13 123H15L14 122V120L12 121ZM60 122V121H59ZM210 122V121H209ZM218 122V121H217ZM230 122V121H229ZM227 120H226V123H229ZM236 122V121H235ZM12 123V124H13ZM146 123V122H145ZM216 122H214V124H215ZM223 123H225V121L223 122ZM243 123V122H242ZM242 123H240L241 125H242ZM252 123V122H251ZM17 124V123H16ZM147 124H149V125H151L150 123H147ZM166 124V123H165ZM168 125H169V123H167ZM179 124H180V122H179ZM181 124H182V121H181ZM180 124V125H181ZM198 124V123H197ZM205 124V123H204ZM244 124H246V123H244ZM243 124V125H244ZM254 124V123H253ZM174 125H176V124H174ZM210 125V127L213 125H211V124H209ZM216 126H217V124H215ZM214 125V126H215ZM225 125V124H224ZM236 125V124H235ZM264 125V124H263ZM140 126H142V125H140ZM144 126V125H143ZM153 126V125H152ZM151 126V127H152ZM155 126V125H154ZM154 126L152 127V128H154ZM162 126V125H161ZM202 126V125H201ZM206 126H208V125H206ZM205 126V127H206ZM216 126L214 127V129H212V130H219V129H224V128H219V126H218V128L219 129H215L216 128ZM221 126H222V124H221ZM226 126V125H225ZM233 126V125H232ZM14 127H17V126H14ZM145 127V129H146V125L144 126ZM158 127H160V126H158ZM164 127V126H163ZM168 127V126H167ZM174 127V126H173ZM199 127V126H198ZM205 127H204V129H202V131L204 130V132L206 131V133H207V129H205ZM213 127V126H212ZM240 127V126H239ZM244 127H246L245 125H244ZM66 128V127H65ZM68 128V127H67ZM142 128V127H141ZM150 128V127H149ZM165 129H167V133H169V135H166V138H167V136H170V137H172L171 136V134L173 133H170V130H168V128H166V127H164ZM171 129H172V127H170ZM175 128V127H174ZM183 128V127H182ZM226 128H228L227 126H226ZM15 129V128H14ZM70 129V128H69ZM139 129V128H138ZM156 128H154L153 130H155ZM160 129V128H159ZM163 129V128H162ZM181 129V128H180ZM195 129V128H194ZM208 129H210V128H208ZM236 129H238V128H236ZM264 129V128H263ZM10 130H11V128H10ZM68 130V129H67ZM73 130V129H72ZM142 130H144V128L142 129ZM146 130H148V131H150L151 130V128H150V130L149 129H146ZM178 130H179V128H178ZM182 130V129H181ZM184 130V129H183ZM187 130V129H186ZM210 131L211 133L213 132V131ZM228 130H230V129H228ZM239 130V129H238ZM237 130V131H238ZM242 130V129H241ZM244 130V129H243ZM259 130V129H258ZM9 131V130H8ZM17 131V130H16ZM157 131V130H156ZM155 131V132H156ZM160 131H161V129H160ZM164 131V130H163ZM166 131V130H165ZM169 131V132H168ZM173 131V130H172ZM68 133H69V131H67ZM66 132V133H67ZM78 132V131H77ZM158 132V131H157ZM162 132V131H161ZM218 132V131H217ZM217 132L215 131V133L217 134ZM220 132V131H219ZM222 132H224V130L222 131ZM225 132H226V130H225ZM241 132V131H240ZM243 132V131H242ZM252 132V131H251ZM10 133V132H9ZM14 133L15 132H13V135H14ZM74 133V132H73ZM126 133V132H125ZM129 133V132H128ZM139 133V132H138ZM140 133H143L142 135L144 136V131L143 132H140ZM147 133H149V132H147L146 131V134ZM151 133V132H150ZM166 132H165V134H167ZM175 133H177V132H175ZM209 133V132H208ZM235 133H236V131H235ZM239 133V132H238ZM238 133H237V137L240 135V133H239V135H238ZM245 133V132H244ZM262 134L264 133V131L263 132H261ZM71 134V133H70ZM69 134V135H70ZM85 134V133H84ZM158 134V133H157ZM204 134V133H203ZM228 134H229V131H228ZM261 134V135H262ZM7 135H9V134H7ZM12 135V136H13ZM79 135V134H78ZM81 135V134H80ZM125 135V134H124ZM150 135V134H149ZM149 135H147V136H149ZM163 135V134H162ZM174 135H176V134H174ZM206 135V134H205ZM207 135H210V134H207ZM206 135V136H207ZM245 135V134H244ZM243 135V136H244ZM258 135H259V133H258ZM258 135H257V137H258ZM4 136V139L6 138L5 137V134L3 135ZM12 136H9V137H12ZM15 136V135H14ZM126 136H127V134H126ZM125 136V137H126ZM146 136V137H147ZM164 136V138H162L163 140H165V135H163ZM177 136V135H176ZM204 136V135H203ZM211 136V135H210ZM215 136V135H214ZM214 136H211V137H214ZM217 136V135H216ZM232 137H233V134L231 135ZM230 136V137H231ZM248 136H250V135H248ZM71 137V136H70ZM70 137H69V139L68 140H70ZM78 137V136H77ZM140 138H141V135L139 136ZM155 137H156V135H155ZM170 137L168 138V139H170ZM179 137V136H178ZM180 137H181V135H180ZM202 137V136H201ZM221 137H222V134H221ZM226 138H228V136H225ZM230 137H229V139H230ZM245 137V136H244ZM255 137H256V135H255ZM254 137V138H255ZM264 136H262V138H263ZM3 138V137H2ZM13 138V137H12ZM11 138V139H12ZM74 138V137H73ZM82 138H84V137H82ZM126 138H128V137H126ZM126 138L124 139L125 141H126ZM144 139H146L145 137H143ZM159 138V137H158ZM175 139V137H172V139ZM234 138V137H233ZM243 138V137H242ZM246 138V137H245ZM130 139V138H129ZM143 139V140H144ZM151 139H153V138H151ZM160 139V138H159ZM167 139V140H168ZM204 139V138H203ZM207 139V138H206ZM217 139V141L218 142H220V139H218V138H216ZM225 139V138H224ZM235 139H236V137H235ZM253 139V138H252ZM257 139V138H256ZM3 140V139H2ZM74 140V139H73ZM73 140L71 141V143H73ZM171 140V139H170ZM176 140V139H175ZM205 140V139H204ZM209 140V139H208ZM223 140V139H222ZM237 140V139H236ZM246 140V139H245ZM255 140V139H254ZM253 140V141H254ZM14 142L15 140H11V142ZM178 141H179V139H178ZM185 141V140H184ZM234 141V140H233ZM247 141V140H246ZM264 141V140H263ZM3 143L5 142L6 143V141L4 140V141H2ZM2 142H0V143H2ZM10 142V143H11ZM42 142V141H41ZM68 142V141H67ZM141 142H143L142 141V138L134 145V147H136V149L137 150H139L137 153L134 151V155L136 156V160H138V162L140 161V156H143V157H148L147 158V160H149V157L150 156H148L147 155V152H146V154H142V152H144V151H146V149L143 151V146L141 147L140 145H141ZM150 142H153V140L152 141H150V139H149V143ZM168 142H169V140H168ZM167 142V144L169 145V143ZM170 142H172V141H170ZM207 142V141H206ZM206 142L204 143V144H206ZM227 142V141H226ZM239 142V141H238ZM242 142V141H241ZM248 142V141H247ZM252 142V141H251ZM262 142V141H261ZM21 143V142H20ZM19 143V144H20ZM119 143V142H118ZM124 143H126V142H124ZM159 143H161L160 141H159ZM165 143V142H164ZM199 143V142H198ZM212 143V142H211ZM237 143V142H236ZM235 143V144H236ZM248 143H250V142H248ZM254 143V142H253ZM8 144V142L6 143V145ZM13 144V143H12ZM11 144V145H12ZM17 144V143H16ZM44 144V143H43ZM74 144V143H73ZM153 144V143H152ZM155 144V143H154ZM158 144V143H157ZM163 144V143H162ZM177 144V143H176ZM196 144V143H195ZM201 144V143H200ZM202 144H203V142H202ZM201 144V145H202ZM217 144V143H216ZM215 144V145H216ZM226 144V143H225ZM234 144V143H233ZM235 144H234V146H235ZM242 144V143H241ZM252 144V143H251ZM260 144V143H259ZM262 144V143H261ZM5 145V146H6ZM9 145V144H8ZM69 145H71V144H69ZM160 145V144H159ZM213 145V144H212ZM212 145H211V147H212ZM239 145H240V142H239ZM250 145V144H249ZM39 146V145H38ZM37 146V147H38ZM41 146V145H40ZM39 146V147H40ZM148 146H150L149 144H148ZM157 146V145H156ZM161 146V145H160ZM176 146V145H175ZM200 146V145H199ZM199 146L197 145V146H195V147H197L198 149H199ZM204 146H206V145H204ZM204 146H202V147H204ZM209 146V145H208ZM207 146V147H208ZM238 146V145H237ZM252 146V145H251ZM257 146H258V144H257ZM263 146V145H262ZM46 147V146H45ZM72 147V146H71ZM109 147V146H108ZM117 147H119V146H117ZM152 146H150V147H147V143H146V147L145 148H151ZM162 147V146H161ZM166 147V146H165ZM164 147V148H165ZM168 147H170V146H168ZM172 147H173V144H172ZM172 147H170V149H172ZM180 147V146H179ZM178 147V149H180ZM201 147V146H200ZM213 147H214V145H213ZM212 147V148H213ZM216 147H219V146H216ZM233 147V146H232ZM246 147H248V144H247V146ZM69 148V147H68ZM174 148V147H173ZM182 148V147H181ZM190 148V147H189ZM197 148H193V150L194 149H197ZM206 148V147H205ZM230 148H231V146H230ZM234 148V147H233ZM249 148H251V147H249ZM254 148H256V147H253V149ZM264 148V147H263ZM5 149V148H4ZM6 149H7V146H6ZM15 149V148H14ZM16 149H17V147H16ZM45 149V148H44ZM48 149H49V147H48ZM155 149V148H154ZM162 149V148H161ZM166 149V148H165ZM176 150H177V147L175 148ZM197 149V150H198ZM202 149V148H201ZM208 149V148H207ZM214 149H215V147H214ZM217 149V148H216ZM237 149V148H236ZM235 149V150H236ZM240 149V148H239ZM243 149H245V148H243ZM243 149H242V151H243ZM252 149V148H251ZM262 149V148H261ZM69 150V149H68ZM114 150V149H113ZM118 150V149H117ZM152 150V149H151ZM163 150V149H162ZM167 150L169 151V148H167L165 151H166V153H168L167 152ZM186 150V149H185ZM200 150V149H199ZM218 150V149H217ZM234 150V149H233ZM260 150V149H259ZM264 150V149H263ZM14 150H12V152H13ZM42 151V150H41ZM63 151V150H62ZM181 151V150H180ZM219 151V150H218ZM237 151V150H236ZM240 151V150H239ZM48 152H50V151H48ZM52 152V151H51ZM61 152V151H60ZM152 152H154V151H152ZM151 152V153H152ZM164 152V151H163ZM162 152V153H163ZM170 152H171V150H170ZM186 152V151H185ZM198 151H196V153H197ZM202 152V151H201ZM211 152H212V150H211ZM214 152V151H213ZM212 152V153H213ZM221 152V151H220ZM245 152H248V151H245ZM261 152H262V150H261ZM64 153H65V151H64ZM68 153H70V152H67V154ZM145 153V152H144ZM150 152H148V154H151ZM156 152H154L153 154H155ZM158 153H159V151H158ZM172 153V152H171ZM189 153H192V152H189ZM188 153V154H189ZM195 153V154H196ZM199 154H201L200 152H198ZM14 154V153H13ZM28 154V153H27ZM47 154V153H46ZM52 154L53 153H51V156H52ZM61 154V153H60ZM66 153H65V155H67ZM160 155H161V152L159 153ZM169 154V153H168ZM185 154V153H184ZM187 154V155H188ZM194 154V155H195ZM205 154H207V153H205ZM204 154V155H205ZM232 154V153H231ZM236 154H237V152H236ZM239 154H240V152H239ZM242 154V153H241ZM244 154V153H243ZM247 154V153H246ZM249 154V153H248ZM263 154H264V152H263ZM24 155V154H23ZM48 155L49 154H47V157H48ZM170 155V154H169ZM183 157H188L187 155L185 156V155H183V153L181 154ZM193 155V154H192ZM197 155V154H196ZM195 155V156H196ZM204 155H203V157H204ZM209 155H211V154H209ZM220 155V154H219ZM155 156H156V154H155ZM159 156V155H158ZM165 156H168V155H165ZM171 156V155H170ZM173 156V155H172ZM176 156V155H175ZM189 156H191V154L189 155ZM195 156H191V158L193 157H195ZM198 156V155H197ZM207 156V155H206ZM213 156V155H212ZM224 156V155H223ZM232 156V155H231ZM250 156V155H249ZM249 156H247V157H249ZM14 157H15V155H14ZM13 157V158H14ZM19 157H20V154H19ZM157 157V156H156ZM164 157V156H163ZM178 157V156H177ZM176 157V158H177ZM211 157V156H210ZM233 157H235V156H233ZM257 157V156H256ZM260 157V156H259ZM63 157H61L60 159H62ZM67 158V157H66ZM101 158V157H100ZM135 158V157H134ZM153 158H154V156H153ZM152 157H151V159H153ZM166 158V157H165ZM168 158V157H167ZM180 158V157H179ZM190 158V157H189ZM204 158H206V157H204ZM14 159H16V157L14 158ZM22 159V158H21ZM36 159V158H35ZM155 159V158H154ZM157 159V158H156ZM162 159H164V158H162ZM169 159V158H168ZM183 159V161L182 162H184V161H186V160H184V158H182ZM195 159L197 160V158L195 157L194 158V161H195ZM209 159V158H208ZM223 159H224V157H223ZM256 158L254 157V160H255ZM24 160V159H23ZM46 160H48L47 158H46ZM49 160H50V158H49ZM49 160H48V162H49ZM63 160H64V158H63ZM142 160V162H144V160H146V158H142L141 159ZM164 160H166V159H164ZM164 160H162V161H164ZM179 160V159H178ZM190 160H192V159H190ZM189 160V161H190ZM228 160V159H227ZM230 160V159H229ZM244 160H245V158H244ZM260 160V159H259ZM103 161V160H102ZM158 161H159V159H158ZM170 161V160H169ZM188 161V162H189ZM202 161H203V159H202ZM208 161H210V160H208ZM251 161V160H250ZM252 161H253V157H252ZM19 162V161H18ZM18 162H16V163H18ZM99 162H100V160H99ZM135 162V161H134ZM142 162H139V163H141V165H142ZM167 162H168V160H167ZM207 162V161H206ZM228 162L229 161H227V164H228ZM234 162H236L235 160H234ZM238 162V161H237ZM258 162V161H257ZM256 162V163H257ZM16 163H15V165H16ZM20 163V162H19ZM18 163V164H19ZM24 163V162H23ZM26 163V162H25ZM24 163V164H25ZM139 163H137V165L139 164ZM169 163V162H168ZM202 163V162H201ZM213 163V162H212ZM211 163V164H212ZM255 163V164H256ZM260 163H262V162H260ZM22 164V163H21ZM31 164V163H30ZM29 163H28V165H30ZM150 165H149V168H151L150 166H151V162L149 163ZM164 164V163H163ZM170 164H171V162H170ZM170 164H167V166H169ZM189 164V163H188ZM192 164H193V162H192ZM191 164V166L193 167V165ZM225 164V166H226V163H224ZM232 164H234V163H232ZM231 164V165H232ZM236 164V163H235ZM241 164V163H240ZM238 165V167L239 166H242V165H244V166H246L247 168H251L250 167V165H248V163L247 164H245L244 163V161L242 162V164L241 165ZM251 164V163H250ZM140 165V166H141ZM156 164H154V166H155ZM166 165V164H165ZM190 165V164H189ZM189 165H188V167H189ZM205 165V164H204ZM208 165V164H207ZM206 165V166H207ZM254 165V164H253ZM264 165V164H263ZM38 166H40L39 164H38ZM123 166H125V165H123ZM122 166V167H123ZM129 166V165H128ZM146 166V165H145ZM157 166V165H156ZM166 166V167H167ZM229 166V165H228ZM233 166V165H232ZM235 166V165H234ZM257 166V165H256ZM14 167V166H13ZM43 166H41V168H42ZM45 167V166H44ZM43 167V168H44ZM48 167V168H47ZM46 168L49 170V166H47ZM93 167V166H92ZM127 167V166H126ZM130 167V166H129ZM139 167V166H138ZM148 166H146V168H147ZM187 167V166H186ZM194 167H196V166H194ZM231 167V166H230ZM230 167H228L229 169H231ZM243 167V166H242ZM263 166H261V168H262ZM15 168H16V166H15ZM25 168V167H24ZM39 167H37V169H38ZM91 168V167H90ZM95 168V167H94ZM145 167H144V169H143V166L141 167V169H143V170H145L146 169ZM155 168V167H154ZM171 168V167H170ZM202 168V166H200V169ZM212 168V167H211ZM210 168V169H211ZM218 168V167H217ZM227 168V169H228ZM253 168V167H252ZM261 168H259V165H258V168L257 169H261ZM19 169V168H18ZM30 169H32V168H30ZM40 169V168H39ZM45 169V168H44ZM46 169V170H47ZM96 169H98V167L96 168ZM95 169V170H96ZM132 169V168H131ZM140 169V168H139ZM148 169V168H147ZM147 169H146V171H147ZM172 169V168H171ZM187 169V168H186ZM195 169V168H194ZM194 169H193V176L196 178V176H195V174H197V171H196V173H195V171H194ZM197 169V168H196ZM204 169V168H203ZM207 169V168H206ZM221 170L222 171V178H225V180H223L220 176H213L212 175V177H216V182H217V184H218V187H217V189H214L215 188V186H214V188H213V184L214 183H212V185L211 184H209L210 185V187L212 186V192L210 191V193L211 194H209L208 196H207V193L205 192V190L203 191V190H199L200 188H198V189H196L195 188V192L194 191H192L191 193H190V195L191 196H188V197H190V198H188L189 200H187L186 201V204H184L183 206H181V208H179V209H177L176 210V208H175V206H172L171 204L169 205L168 203H167V201L166 202H164V204L162 205V207L160 208L159 206H158V204H157V206L155 207V204H154V202H152L154 205H152L151 204V201L154 199V197L156 198V195H159L160 194V192H163L164 190H163V188L165 189L166 188V186L164 187V185L167 183V181H166V174H165V177H163V180L166 182L165 184H163L164 183V181H163V183H161V182H158L159 180H156V181H152V182H148V181H146L145 182V180H148L147 178H145V180L144 179H142V180H144V183L142 184V186L143 187H141V188H139V190H141L142 188H144L145 189V192L144 193H146V195H149V196H147V198H149L150 200L152 199V197H151V195L152 194H155V196L153 197V199L149 202L148 200V202H146V204H144V205H146L147 207L149 206L150 207V205L149 204H151L152 205V207L151 208H146V207H144L142 204H141V202L139 203L138 201L139 200H141V199H139V196H138V201H137V199L135 198V197H137V196H135L134 198H132L133 197V194H138V192L140 193L141 191H139V190H137V186L139 187V180L137 179V183H138V185L136 186V185H134V184H136V183H133L132 181H131V179L133 178H131L130 180H129V174L128 173H126V171L124 172V175H123V178H122V180L120 181V182H118L117 181V179H116V181L118 182V183H120V185L122 184V189L120 188V186H119V188L121 189L120 191V193H118L119 192V188L118 189H116V190H118L117 191V193H118V195H121L122 196V200L124 199L126 202H128V206L127 207H125L124 205H123V207H122V200H120L119 199V201H120V205H121V208H120V210L117 212V214L115 215V212H114V208L112 209L113 210V212L114 213H112V212H110L109 214H107V213H105V216H106V214L108 215L107 217H105V218H103L102 217V224H100V223H96L97 225H100L99 227H93V226H96L95 224H93V225H91V221L93 220V222H94V220H96L95 218H97L96 216H94V214L93 215H91L92 213V211L91 212H89V213H91V214H89L88 212H84V214L82 215V217L81 218H83L84 220H85V222L86 223H88L87 225H89V226H91L92 227V229L93 230H98V232L95 234L96 235V237H94V238H96V240L100 243H102L101 244V246L100 247H102V245H103V247H104V249H106L105 248V246H107V248H111V249H109V250H112V254H113V252H115V251H117V250H121L120 252L118 251L117 253V256L116 257H114V258H112L111 257V259H108L107 257V253H108V255H109V257L111 256V251L109 252L108 251V249H106L105 250V253H104V255H105V257H102V256H104V255H102V253L100 252V250H101V248L99 247V246H95V248L97 247V248H100V249H97L96 248V250H99V255L101 254L102 256H99L98 255V259H99V263L101 264V262H103L104 264H124V263H126V264H264V231H263V229H264V207H262V206H260V211L259 212H254V211H252L251 210V208H253L254 210H255V207H252V205L254 204V203H252V202H250V200H252V196H250L248 193L247 194H245L246 196L248 195V196H250L249 198H250V200H248L247 199V197L246 196H244L243 195V193L241 194V193H238V192H240V191H242V189H244L245 187H244V185H242L243 183H241V184H239V185H241L242 187H240L239 186V188H235L233 191H225V197L224 196H222V191H223V188H224V185H223V183H225L226 182V180H228L229 179V182H230V171L228 172V170ZM254 169V168H253ZM264 169V168H263ZM36 170V169H35ZM51 170V169H50ZM78 170V169H77ZM76 170V171H77ZM100 170H102V169H100ZM99 170V171H100ZM122 170V169H121ZM127 170H130V168H127ZM138 170V169H137ZM148 170H150V169H148ZM152 170H153V168H152ZM152 170L150 171V172H152ZM159 170H161L160 168H159ZM176 170H178V169H176ZM188 170V169H187ZM198 170V169H197ZM212 170V169H211ZM235 170V169H234ZM15 171V170H14ZM178 171H181L180 170V168H179V170ZM189 171V170H188ZM191 171V170H190ZM204 171V170H203ZM213 171H214V169H213ZM239 171V170H238ZM252 171V170H251ZM22 172V171H21ZM109 172V171H108ZM111 172V171H110ZM120 172V171H119ZM130 172V171H129ZM136 172V171H135ZM138 172V171H137ZM139 172L141 173L142 171H140L139 170ZM149 171H147V173H148ZM149 172V173H150ZM168 172V171H167ZM166 172V173H167ZM169 172H173V170L172 171H169ZM169 172H168V174H169ZM233 172V171H232ZM253 172V171H252ZM257 172V171H256ZM20 173V172H19ZM34 173H35V171H34V169H33V174L31 173V175H34ZM102 173V172H101ZM145 173V172H144ZM148 173V174H149ZM212 173V172H211ZM218 173V172H217ZM244 173V172H243ZM260 173V172H259ZM264 172H262V174H263ZM18 174V173H17ZM23 174H25V173H23ZM85 174V173H84ZM82 175V177L84 176L85 177V175ZM86 174L87 175H89L88 174V172H86ZM94 174V173H93ZM135 175H140L139 173H134ZM142 174V173H141ZM146 174V173H145ZM151 174V173H150ZM152 174H153V172H152ZM151 174V175H152ZM167 174V175H168ZM181 174V173H180ZM190 174V173H189ZM198 174H200V172L198 171ZM210 174V173H209ZM235 174V173H234ZM233 174V175H234ZM236 174H237V172H236ZM235 174V175H236ZM240 174V173H239ZM251 174H253V173H251ZM258 173H256V175H257ZM114 175V173H112V176ZM135 175H133L134 177H135ZM144 175V174H143ZM150 175V176H151ZM154 175V174H153ZM191 175V176H192ZM201 175V174H200ZM200 175H199V177H200ZM232 175V176H233ZM234 175V176H235ZM242 175V174H241ZM248 175V174H247ZM245 176V178L246 179H248V180H250L251 179V175H250V177H248V176ZM264 175V174H263ZM18 176V175H17ZM28 176H30V175H28ZM92 176V175H91ZM111 176V175H110ZM111 176V177H112ZM120 176V175H119ZM149 176V177H150ZM159 176V175H158ZM157 176V177H158ZM176 176V175H175ZM203 176H204V172H203ZM233 176V177H234ZM257 176H259V175H257ZM118 177V176H117ZM131 177V176H130ZM141 177H142V175H141ZM144 177H147V175H144ZM151 177H153V176H151ZM151 177H150V179H151ZM156 177V176H155ZM227 177V178H226ZM237 177H238V175H237ZM254 177V176H253ZM260 177V176H259ZM100 178V177H99ZM115 178V177H114ZM120 178V177H119ZM154 178V177H153ZM165 178V179H164ZM168 178H170V177H168ZM168 178H167V180H168ZM178 178V177H177ZM203 178V177H202ZM208 178H210V177H208ZM235 178V177H234ZM256 178V177H255ZM86 179V178H85ZM85 179H83V180H85ZM92 179V178H91ZM134 179V178H133ZM159 179V178H158ZM194 179V178H193ZM214 179V178H213ZM238 179H240V177H238ZM246 179H244V180H246ZM253 179V178H252ZM260 179L261 178H259V181H260ZM263 179H264V176H263ZM263 179H262V181H263ZM82 180V181H83ZM89 180V179H88ZM96 180H98L97 178H96ZM115 180V179H114ZM114 180L112 181L113 182V184H114ZM120 180V179H119ZM152 180V179H151ZM162 180V179H161ZM171 180V179H170ZM169 180V181H170ZM176 180V179H175ZM175 180H174V182H175ZM179 180V179H178ZM235 180V179H234ZM247 180V182H249ZM256 180H257V178H256ZM78 181V180H77ZM134 181V180H133ZM136 181V180H135ZM134 181V182H135ZM185 181V180H184ZM190 181V180H189ZM196 181H197V179H196ZM200 181V180H199ZM214 181V180H213ZM258 181V180H257ZM261 181V182H262ZM89 182V181H88ZM87 182V183H88ZM92 182V181H91ZM116 182V183H117ZM140 182H141V180H140ZM155 182L157 183H159L158 185L156 184V185H152V186H154V188H151L150 186H149V184H155ZM181 182V181H180ZM198 182V181H197ZM197 182H196V184H197ZM203 181L201 180V183H202ZM206 182H208V181H205V183ZM210 182H211V180H210ZM252 182V181H251ZM264 182V181H263ZM170 183H172V182H170ZM178 183V182H177ZM177 183L175 182V183H173V184H171L172 186H171V188H174L176 185H177ZM183 183V185H184V182H182ZM195 183V182H194ZM200 182H199V184H201ZM204 183V184H205ZM235 183V182H234ZM234 183H232V185L231 186H233L234 187ZM257 183H258V185H257ZM256 183V188H255V194H259V192H257L256 193V190L259 188V183L260 182H257ZM79 184V183H78ZM112 184V183H111ZM141 184V183H140ZM148 184V185H147ZM163 184V185H162ZM180 184V183H179ZM186 184V183H185ZM193 184V183H192ZM227 184V183H226ZM236 184V183H235ZM237 184H238V182H237ZM236 184V185H237ZM264 184V183H263ZM263 184H261V186L263 185ZM88 185V184H87ZM109 185V184H108ZM116 185V184H115ZM145 185H147V186H145ZM169 185V184H168ZM187 185V184H186ZM191 185V184H190ZM223 185V186H222ZM251 185H252V183H251ZM250 184L248 185L249 186V190L251 189L250 188V186H251ZM92 186V185H91ZM110 186V185H109ZM112 186V185H111ZM156 186V187H155ZM161 186H163V188H162V190L163 191H160L161 190ZM180 185H178V187H179ZM188 186V185H187ZM231 186H229V187H231ZM260 186V187H261ZM264 186V185H263ZM262 186V187H263ZM106 187V186H105ZM169 187V186H168ZM177 187V188H178ZM192 187V186H191ZM233 187H232V189H233ZM238 187V186H237ZM253 187V186H252ZM104 188V187H103ZM109 188H111V187H109ZM124 188V189H123ZM133 188H135V189H133ZM176 188V187H175ZM180 188H184V186H182V187H180ZM186 188H188V187H186ZM193 188V187H192ZM247 188V187H246ZM108 189V188H107ZM114 189V188H113ZM112 189V190H113ZM190 189V191H191V188H189ZM208 189H210V188H208ZM254 189V188H253ZM252 189V191H254ZM182 191H183V189H181ZM216 190V191H215ZM247 190H248V188H247ZM246 190V191H247ZM248 190V191H249ZM262 190V189H261ZM103 191V190H102ZM109 191V190H108ZM138 191V192H137ZM144 191V190H143ZM160 191V192H159ZM172 191H174L173 189H172ZM176 191H178V190H176ZM136 192V193H135ZM158 192H159V194H158ZM184 192V191H183ZM205 192V193H204ZM109 193V192H108ZM112 193V192H111ZM113 193H115L114 192V190H113ZM116 193V194H117ZM142 193V192H141ZM140 193V194H141ZM143 193V194H144ZM148 193V194H147ZM164 193V192H163ZM173 193V192H172ZM178 193V192H177ZM237 193H238V195H237ZM245 193V192H244ZM250 193V192H249ZM253 193V194H254ZM107 194V193H106ZM143 194H142V197L144 198V196H143ZM174 194V193H173ZM179 194H181V193H179ZM240 194V195H239ZM252 194V195H253ZM110 195H112V194H110ZM110 195H109V197H110ZM167 195V194H166ZM182 195V194H181ZM180 195V199H181V197H183V196H181ZM189 195V194H188ZM106 196V195H105ZM141 196V195H140ZM160 196V195H159ZM169 196V195H168ZM176 196V195H175ZM177 196H178V194H177ZM254 196V195H253ZM259 196V195H258ZM77 197V196H76ZM224 197V198H223ZM252 197V198H251ZM257 197V196H256ZM261 197V196H260ZM69 198H71V197H69ZM111 198V197H110ZM114 198V197H113ZM142 198V199H143ZM174 198V197H173ZM172 198V199H173ZM178 198V197H177ZM185 198V197H184ZM183 198V199H184ZM101 199H103V198H101ZM105 199H106V197H105ZM115 199V198H114ZM118 199V198H117ZM135 199H136V202H135ZM158 200H159V198H157ZM160 199H161V196H160ZM164 199V198H163ZM180 199H179V202H180ZM258 199H260V198H258ZM70 200V199H69ZM73 200H76V199H74L73 198ZM143 200H145V199H143ZM155 200V199H154ZM153 200V201H154ZM169 200V199H168ZM175 200V199H174ZM178 199H176L175 201H177ZM213 200L215 201V200H218V204H217V206L215 205V207L212 205V202H213ZM257 200V199H256ZM263 200V199H262ZM72 201V200H71ZM70 201V202H71ZM114 201V200H113ZM124 201V202H125ZM160 201H162V200H160ZM64 203H65V201H63ZM106 202H108V201H106ZM106 202H104V203H106ZM125 202V203H126ZM144 202V203H145ZM155 202H156V200H155ZM169 202H170V200H169ZM109 203V202H108ZM107 203V205L109 206V204ZM171 203V202H170ZM173 203L174 204H176L177 202H174L173 201ZM259 203H261V202H259ZM258 203V204H259ZM62 204V203H61ZM60 204V205H61ZM71 204V203H70ZM69 204V205H70ZM89 204V203H88ZM102 204V203H101ZM140 204H141V206H143L142 208L141 207H139L140 206ZM161 204V203H160ZM179 204V203H178ZM216 204V203H215ZM252 204V205H251ZM264 204V203H263ZM60 205H58L59 207H61ZM81 205V204H80ZM102 205H104V204H102ZM106 205V204H105ZM112 205V204H111ZM114 205V204H113ZM139 205V206H138ZM68 206V205H67ZM82 206V205H81ZM85 206V205H84ZM101 206V205H100ZM116 206H118L117 205V203H116ZM155 208H154V207ZM161 206V205H160ZM75 207V206H74ZM78 207V206H77ZM110 207V206H109ZM114 207H115V205H114ZM61 208H63V207H61ZM110 208H112V207H110ZM115 208H117V207H115ZM85 209V208H84ZM92 209H93V207H92ZM101 209V208H100ZM100 209H96V210H100ZM107 209V208H106ZM118 209V208H117ZM123 209V210H122ZM55 210H57V207H56V209ZM65 209L63 208V210H62V212L64 211ZM68 210V212H69V209H67ZM66 210V211H67ZM95 210V209H94ZM103 210V209H102ZM52 211H54L53 209H52ZM90 211V210H89ZM103 211H105V210H103ZM108 210H106V212H107ZM110 211H111V209H110ZM30 212V211H29ZM96 212V211H95ZM109 212V211H108ZM52 213H56L55 211L54 212H52ZM99 213V212H98ZM23 214V213H22ZM46 213H44V215H45ZM49 214V213H48ZM51 214V213H50ZM49 214V215H50ZM66 214V213H65ZM68 214V213H67ZM75 214V213H74ZM97 214V213H96ZM263 214V215H262ZM36 215V214H35ZM41 215H42V213H41ZM40 215V216H41ZM56 215V214H55ZM69 215V214H68ZM99 215V214H98ZM97 215V216H98ZM102 215V214H101ZM37 216H38V214H37ZM51 216H52V214H51ZM57 216H58V214H57ZM62 216V215H61ZM64 216V215H63ZM36 217V216H35ZM54 217V216H53ZM66 217V216H65ZM43 218V217H42ZM52 218V217H51ZM50 217L48 218V221H49V219H51ZM69 218H71V217H69ZM68 218V219H69ZM231 218H233V219H231ZM20 219V218H19ZM35 219H37V217L35 218ZM38 219H39V217H38ZM34 220V219H33ZM54 220V219H53ZM59 220V219H58ZM63 220H66V219H63ZM76 220V219H75ZM98 220V219H97ZM96 220V221H97ZM35 221V220H34ZM39 221V220H38ZM43 221V220H42ZM21 222H22V219H21ZM60 222V221H59ZM97 222H99V220L97 221ZM30 223V222H29ZM28 223V224H29ZM32 223V222H31ZM36 223V222H35ZM29 225H33V224H29ZM28 225V226H29ZM87 225H83V226H86V228L88 229V226ZM60 226V225H59ZM66 226V225H65ZM65 226H62V227H65ZM81 226V225H80ZM79 226V227H80ZM82 226V227H83ZM197 226V228L196 229H194L193 227H196ZM32 227V226H31ZM30 227V228H31ZM67 227V226H66ZM90 227V228H91ZM29 228V227H28ZM47 228V227H46ZM60 228V227H59ZM48 229V228H47ZM46 229V230H47ZM53 229H55V228H53ZM65 229V228H64ZM67 229V228H66ZM70 229V228H69ZM79 229V228H78ZM27 230V229H26ZM32 230H33V228H32ZM83 230V229H82ZM48 231V230H47ZM46 231V232H47ZM52 231V230H51ZM58 231V230H57ZM86 231V230H85ZM46 232H45V236L47 235L46 234ZM48 232H50V231H48ZM60 232H61V228H60ZM26 233V232H25ZM28 233V232H27ZM40 233V232H39ZM43 233V232H42ZM68 233L69 234H72V233H70L69 232V230H68ZM24 234V233H23ZM53 234V233H52ZM56 234H57V232H56ZM37 235V234H36ZM40 235H41V233H40ZM49 235V234H48ZM48 235L46 236L47 238H41V239H43L44 241H46V239H48ZM68 235V234H67ZM26 236V235H25ZM70 236V235H69ZM94 236V235H93ZM7 237V236H6ZM41 237V236H40ZM56 237V236H55ZM58 238V241H59V238L60 237H57ZM64 238V237H63ZM69 238V237H68ZM80 238V237H79ZM79 238H77L78 240H79ZM83 238V237H82ZM81 238V239H82ZM36 239H37V237H36ZM40 239V238H39ZM38 239V240H39ZM55 239V238H54ZM81 239H80V243H81ZM174 239H177L178 241L177 242H174V243H172V241L174 240ZM49 240V239H48ZM48 240H47V242H48ZM85 240H86V237H85ZM95 240V241H96ZM64 241V240H63ZM6 242V241H5ZM4 242V243H5ZM16 242V241H15ZM26 242V241H25ZM46 242V243H47ZM62 242V241H61ZM71 242V241H70ZM74 241H72V243H73ZM78 242V241H77ZM76 242V243H77ZM84 242V241H83ZM103 242H104V244H103ZM4 243H3V245H4ZM9 243H11V242H9ZM14 243V242H13ZM18 243V242H17ZM22 243V242H21ZM36 243V242H35ZM41 243H44L45 245H46V243L45 242H41ZM63 243V242H62ZM61 243V244H62ZM66 243V242H65ZM94 243V242H93ZM152 243H154V244H152ZM8 243H6V247L8 246L7 245ZM15 244V243H14ZM13 244V245H14ZM31 244V243H30ZM34 244V243H33ZM68 244H69V242H68ZM82 244V243H81ZM24 245V244H23ZM36 245H38V244H36ZM105 245V246H104ZM18 246V245H17ZM31 246H32V244H31ZM41 246V245H40ZM47 246V245H46ZM45 246V247H46ZM58 246H59V244H58ZM61 246V245H60ZM63 246H64V244H63ZM72 246V245H71ZM79 246V245H78ZM85 246V245H84ZM88 246L89 247H92V248H94V245H90L89 243H88ZM3 247H5V246H3ZM10 247V246H9ZM15 247L16 246H14V248H12V249H15ZM24 247V246H23ZM26 247V246H25ZM54 247V246H53ZM57 247V246H56ZM65 247V246H64ZM87 247V246H86ZM8 248V247H7ZM19 248V247H18ZM21 248V247H20ZM62 249H63V247H61ZM61 248H60V250H61ZM82 248V247H81ZM252 248V249H251ZM4 249V248H3ZM9 249V248H8ZM47 249H48V247H47ZM55 249V248H54ZM85 249V248H84ZM169 249V251H170V254H167L166 253V251ZM4 250H6V248L4 249ZM29 250H30V248H29ZM35 250V249H34ZM49 250V249H48ZM70 250H72V249H70ZM70 250H69V252H70ZM81 250V249H80ZM87 250V249H86ZM86 250H84V251H82L83 252V254H85L84 252H86ZM95 249H94V251H96ZM103 250V249H102ZM101 250V251H102ZM37 251V250H36ZM55 251V250H54ZM142 251L143 252H145V254L143 253V255H142ZM15 252L17 253V251H16V249H15ZM14 252V253H15ZM53 252V251H52ZM59 252V251H58ZM81 252V253H82ZM97 252V251H96ZM1 253V252H0ZM22 253V252H21ZM47 253V252H46ZM55 253H56V251H55ZM80 253V254H81ZM87 254V257H88V251L86 252ZM175 253V254H174ZM49 254V253H48ZM76 254V253H75ZM82 254V255H83ZM93 254V253H92ZM94 254H96V253H94ZM92 255L93 256V258L95 257V255ZM116 254V253H115ZM114 254V255H115ZM38 255H39V253H38ZM47 255V254H46ZM50 255V254H49ZM49 255H47V256H49ZM57 255H58V253H57ZM70 255V254H69ZM77 255H78V253H77ZM146 255V256H145ZM12 256V255H11ZM76 256V255H75ZM79 256V255H78ZM89 256H91V255H89ZM37 257V256H36ZM74 257V256H73ZM81 257V256H80ZM86 257V258H87ZM39 258H40V256H39ZM84 258L85 257H83V260H84ZM96 258V257H95ZM49 260V258L48 257H46L45 256V260ZM70 259V258H69ZM82 259V258H81ZM88 259H90V261L92 262V258H88ZM97 259V258H96ZM44 260V259H43ZM42 260V261H43ZM44 260V261H45ZM85 261H87V260H85ZM93 261H97V260H93ZM48 262V261H47ZM51 262V261H50ZM69 262H70V260H69ZM88 262V261H87ZM98 262V261H97ZM43 263V262H42ZM54 263V262H53ZM81 263H82V261H81ZM93 263H95V262H93ZM67 264V263H66ZM96 264V263H95Z\"/></svg>","mask_w":264,"mask_h":264}]
</instances>
